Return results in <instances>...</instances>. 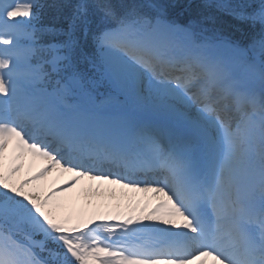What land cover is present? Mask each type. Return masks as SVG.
Returning a JSON list of instances; mask_svg holds the SVG:
<instances>
[{"label": "snow or ice", "instance_id": "snow-or-ice-1", "mask_svg": "<svg viewBox=\"0 0 264 264\" xmlns=\"http://www.w3.org/2000/svg\"><path fill=\"white\" fill-rule=\"evenodd\" d=\"M173 6L76 0L62 16L58 0H0V264H264V0L230 8L260 25L246 42L215 27L223 4L203 0L209 11L185 24L169 19ZM44 7L53 22L38 27ZM113 92L148 122L103 129L96 110ZM29 154L45 163L20 176ZM53 169L71 179L33 183ZM149 171L162 178H138ZM84 177L161 199L140 217L61 214L53 197ZM163 216L182 218L162 220L179 230L133 226Z\"/></svg>", "mask_w": 264, "mask_h": 264}, {"label": "bare ground", "instance_id": "bare-ground-1", "mask_svg": "<svg viewBox=\"0 0 264 264\" xmlns=\"http://www.w3.org/2000/svg\"><path fill=\"white\" fill-rule=\"evenodd\" d=\"M162 36L164 37L161 40ZM159 39L161 43L166 45H173L174 40L171 34H162ZM212 55L218 56L222 59L227 60L223 55L218 53H211ZM233 56V55H232ZM231 56V57H232ZM230 57V58H231ZM115 123H107L106 125L99 119L100 126L107 131H114L120 135H129L133 130H135V119L133 117H127L126 115H121L118 118L112 119ZM102 124V125H101ZM115 126L117 129L115 130ZM34 162L35 160L32 156L26 155L23 157V160L27 159ZM21 161V162H24ZM158 173V172H157ZM50 176H53V179L57 182L64 183L71 179V173H65L60 169H53L48 173ZM99 174V173H97ZM160 179V178H159ZM74 193L78 190L83 191L85 195L78 198V201H82L89 214V217L100 216H120V217H140L145 216L154 207L161 199L160 195H157L152 192H143V199L139 201V194L141 191L134 190L127 187H122L119 184L109 183L108 181H103L99 179H89L87 177L81 178L70 188ZM156 215H161L157 213ZM171 218L176 221L177 224L183 223L182 218L179 217H168L163 216L161 220L148 221V220H136L137 223L144 222L145 224H160L161 227H172L173 231L176 229L175 226H166L163 225L162 220ZM179 230V229H177ZM154 234L143 235L142 238H150ZM203 260L205 264H214L211 258L204 257Z\"/></svg>", "mask_w": 264, "mask_h": 264}, {"label": "rangeland", "instance_id": "rangeland-1", "mask_svg": "<svg viewBox=\"0 0 264 264\" xmlns=\"http://www.w3.org/2000/svg\"><path fill=\"white\" fill-rule=\"evenodd\" d=\"M173 36L175 39V44L180 45V41H182V37L179 35H173ZM175 44L172 46H177ZM215 52L223 55L226 59H229L233 55V53L227 50H218ZM99 89L102 91V93L99 92L101 95L97 97L98 101L100 99H103V94L109 91L106 85L100 87ZM127 107H132V104L130 100L128 99V97L120 92H113L111 100L103 106V109L106 110L107 108L109 110H112V109L124 110ZM10 152H11V149H10ZM32 158L35 160L34 162L33 161L31 162L29 158L26 161H24L22 158L21 161H24V162L17 161L18 163L24 164L23 169L18 175L20 176L31 175L32 173L36 172L45 163L42 159L38 157H35V158L32 157ZM33 183L40 185L44 191H48V189L50 190L52 188L57 187L58 185L64 184L61 182H57L56 180L53 179V176H49L48 174H46L44 177H40L38 180L34 181ZM83 195H85L83 191L78 190L76 193H74L72 190L69 189L63 192H57L53 198L61 205L60 208L63 209L61 214L70 215L73 218L79 217V218L87 219L88 218L87 208L82 201H78V198L81 199ZM141 195H143V192L141 193ZM141 195H140L139 201H141ZM37 239H39V237Z\"/></svg>", "mask_w": 264, "mask_h": 264}, {"label": "trees", "instance_id": "trees-1", "mask_svg": "<svg viewBox=\"0 0 264 264\" xmlns=\"http://www.w3.org/2000/svg\"><path fill=\"white\" fill-rule=\"evenodd\" d=\"M52 2L53 0L51 1V3ZM58 2L66 4L68 6L70 5V2H67V0H58ZM170 2L174 6L169 9V17L175 15V17L180 20H192L194 18H197L200 13H206L207 11H209L201 7L203 0H170ZM183 7H187V9L184 10V12L179 11ZM66 8L67 7L62 9V13ZM210 11L217 19L215 27L218 28V30L222 31L225 35H230L232 38L243 41L247 40L248 37L259 33L260 31L259 24L252 26L248 23L238 21L232 15L227 14L221 9L213 8ZM54 15V11L50 8L47 14V21L49 23L53 22Z\"/></svg>", "mask_w": 264, "mask_h": 264}]
</instances>
